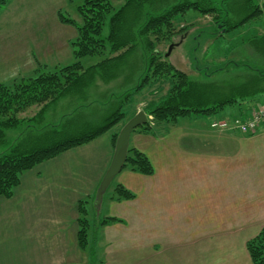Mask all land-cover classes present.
I'll return each instance as SVG.
<instances>
[{
  "label": "crops",
  "instance_id": "1",
  "mask_svg": "<svg viewBox=\"0 0 264 264\" xmlns=\"http://www.w3.org/2000/svg\"><path fill=\"white\" fill-rule=\"evenodd\" d=\"M33 1L41 17L14 18L34 25L29 39L15 27L12 36L0 28V83L72 63L78 31L59 18L67 0ZM239 108L209 115L210 122L236 117ZM198 117H187L190 126L131 133L129 145L149 156L155 173L123 170L118 182L137 197H104L100 216L124 222L100 228L91 240L106 248L102 264H253L246 245L264 226V125L250 135L202 126ZM113 129L26 171L12 197L0 195V264L90 263L78 242L79 203L96 205L114 156Z\"/></svg>",
  "mask_w": 264,
  "mask_h": 264
},
{
  "label": "trees",
  "instance_id": "2",
  "mask_svg": "<svg viewBox=\"0 0 264 264\" xmlns=\"http://www.w3.org/2000/svg\"><path fill=\"white\" fill-rule=\"evenodd\" d=\"M162 1L125 0L120 8L114 9L111 0H83L78 7L81 23L59 11L60 20L75 26L78 31L77 38L71 42L74 62L54 69H39L33 75L0 83V144L7 141L10 130H17L12 142L0 151L1 196L12 197L26 171L64 151L94 140L126 120L125 100H131L133 94L145 87L164 82L170 86L165 96L145 111L153 115L155 126H175L180 119L194 114L217 115L233 105L240 107L238 116L247 117L255 107L264 105L263 69L229 59L215 68L205 67L206 76L212 78L242 67L247 72L244 79L235 82L237 78L229 75L224 81L200 80L176 68L157 48V44L171 39L178 16L190 10H197L202 16L213 15L212 22L219 27L218 33L223 34L250 19H257L263 13L259 2L255 4L254 0H245L242 9L246 10V15L229 27L230 11L224 5L227 0L218 1H223L221 6L216 0H173L172 4L161 7ZM8 2L0 0V13ZM234 10L238 11L237 8ZM106 27L108 32L105 31ZM248 43L260 50L264 59V35H257L256 42L252 39ZM136 49L141 50V59L135 60L131 66L130 78L135 79L137 87L132 92L128 91L122 102L119 101L116 108L108 111L104 120L96 124L88 118L87 113L80 110L87 108L86 105L92 104L94 100L95 93L91 85L98 76L105 81L115 77L126 61L135 59ZM91 57L101 59L86 66L84 59ZM63 100H66L63 109L67 112L63 113L61 119L53 117V121H48L49 108ZM33 106L40 107L35 115L19 117V114ZM155 126L148 120L134 131L154 134ZM118 134L119 131L111 135L114 149ZM123 170L145 175L155 173L149 156L130 145ZM107 197L124 201L133 200L137 195L118 182ZM89 203L87 199L79 203L78 242L82 250L89 254V264H102L98 259L97 247L93 245L94 242L91 243L94 236L89 235L92 229L88 218ZM117 222L124 220L105 216L100 219L98 228ZM246 246L253 264H264V226L247 241Z\"/></svg>",
  "mask_w": 264,
  "mask_h": 264
},
{
  "label": "rangeland",
  "instance_id": "3",
  "mask_svg": "<svg viewBox=\"0 0 264 264\" xmlns=\"http://www.w3.org/2000/svg\"><path fill=\"white\" fill-rule=\"evenodd\" d=\"M111 1L114 9L120 8L125 3V0ZM216 1L218 2L221 0ZM82 2L83 0L67 1L66 5L63 7L62 12L66 16L81 23L82 20L78 12V7L80 4H82ZM173 2V0H164L162 1L161 7L168 6ZM258 2L263 9V13L257 19H250L249 21H246L243 25L237 28H232L228 32H225L223 34L218 33V30H220L219 27L212 22L213 15L203 17L202 14L197 10H190L185 14L179 15L177 21L174 22V34L172 35L171 39L165 42L162 41L160 44H157V48L161 52L166 54L169 49V46L172 43H179V45H176L172 49L170 55L166 59L170 63H172L176 68L183 70L189 76L200 80L209 79L224 81L225 78H228L229 75H234L237 78L235 82L244 79L246 77L245 74L247 72L242 67L234 68L233 72H227L226 74L219 73L213 76L212 78L206 76L205 67L215 68L217 65H220L221 63L229 59L250 63L253 66H257L264 70V59L262 58L263 56L261 55L260 50H256L252 47L251 44L248 43L252 39H255L256 42L257 35H264V0H254L255 4H257ZM218 3L219 6H221L223 1ZM244 3L245 0H227V2L224 4L229 8L230 11L229 27L231 25H234V23L240 21L246 15V10L242 9V4ZM234 8H237L238 11L234 10ZM40 9L41 7H39V3H36V1L33 0H9L8 4L0 13V28L2 30L3 35L12 36L13 27H15L16 33L19 34L20 37L24 39H29V30L32 29L34 25L30 23L29 20H25L24 23H21L20 21L15 22L14 18L28 19L38 15L39 16L37 18H39L42 16L41 13H43ZM105 31L108 32V27H106ZM245 42L247 43L244 44ZM140 47L141 46H139L138 48ZM134 53L135 59L133 58L131 60L130 58L128 61H126L124 68H121V70L119 71V73L116 74L115 77H111L110 80L105 81L98 76L96 78L95 83L91 85L90 88L92 92L95 93L94 100L92 101V104L86 105L87 108L83 107L80 108V110L84 111V114L87 113L88 118L90 120L92 119V121H95L96 124L104 120L108 111L114 110L116 108V105H118L119 101L122 102L123 98L125 97V94L128 91L132 92L137 87L138 83L135 81V79L131 80L130 78V70L132 69L131 66L135 63V60L138 59L140 61L141 50L136 49ZM100 59L101 57H91L84 59V63L87 66L89 64L97 63ZM74 60L75 59L73 55L72 62H74ZM198 67L201 68L199 69V71H197ZM138 75L139 73H137V76ZM169 87L170 86L168 82L158 83L154 86L145 87L136 94H133L131 96V100H128L127 98V100H125L126 105L124 107V111L128 114L127 118L126 120L121 121L119 124H117L113 130L118 131L121 128L122 124H125L132 117V114L137 108L142 109L143 106L145 107L151 101H155L154 103L159 101L160 98L165 96ZM158 88L159 93L151 95L152 89L155 90ZM65 101L66 100H63L59 104H57V106L49 108V111L47 112L48 121H53V117L57 119L58 117H61L63 113L67 112L66 109H63L64 105L67 104ZM154 103H152V107L154 106ZM109 105H113V107ZM39 109L40 107L38 106L30 107L25 112L19 114V117H31L35 115L36 112L39 111ZM197 115L199 116L198 118L200 119L201 123L203 122L201 124L202 126L204 124H207V127L210 126L209 115ZM151 116V124L155 126L153 115ZM188 121L189 120L187 117L186 119L182 118L181 123L173 127L190 126L189 124H187ZM156 127L157 125L154 128L156 129ZM16 135L17 130H10L8 132L7 141L5 143L0 144V151L4 150L6 146L12 142L13 136ZM118 179L119 176L114 178L106 194V197L113 192L115 185L118 183ZM100 205L96 206L93 204V206L91 205V208L89 207L90 209L95 208L93 209L92 213L91 211H89L88 214V218L91 223L90 225L92 226H90L92 228L89 232L90 237H92V235L96 237V234L98 236L102 233L99 231L100 228L98 227L100 219L105 216L101 217L100 215H104L106 210L104 208L103 210H101ZM99 245L101 246L102 244L99 243ZM97 250L98 259L101 260L102 263H104L106 260L108 261L109 258L108 255L106 256V248L103 249L102 245V247L97 248Z\"/></svg>",
  "mask_w": 264,
  "mask_h": 264
},
{
  "label": "water",
  "instance_id": "4",
  "mask_svg": "<svg viewBox=\"0 0 264 264\" xmlns=\"http://www.w3.org/2000/svg\"><path fill=\"white\" fill-rule=\"evenodd\" d=\"M176 45H179V43H172L169 46V49L165 54L166 57L170 55L172 49ZM146 122L147 114L144 110H140L133 117H131L119 131L113 160L97 190L95 198L96 205H100L102 203L105 191L110 186L114 178L122 171L126 163L131 133L136 128L140 127L141 125H144Z\"/></svg>",
  "mask_w": 264,
  "mask_h": 264
},
{
  "label": "built area",
  "instance_id": "5",
  "mask_svg": "<svg viewBox=\"0 0 264 264\" xmlns=\"http://www.w3.org/2000/svg\"><path fill=\"white\" fill-rule=\"evenodd\" d=\"M152 119V116H149ZM264 125V105L255 107L247 117L214 119L210 126L214 129H232L244 134L253 135Z\"/></svg>",
  "mask_w": 264,
  "mask_h": 264
}]
</instances>
